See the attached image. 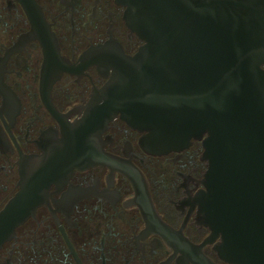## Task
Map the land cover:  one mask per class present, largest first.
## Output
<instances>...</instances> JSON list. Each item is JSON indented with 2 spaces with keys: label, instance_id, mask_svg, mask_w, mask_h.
I'll return each mask as SVG.
<instances>
[{
  "label": "flooded vegetation",
  "instance_id": "flooded-vegetation-1",
  "mask_svg": "<svg viewBox=\"0 0 264 264\" xmlns=\"http://www.w3.org/2000/svg\"><path fill=\"white\" fill-rule=\"evenodd\" d=\"M125 16L0 0V264H235L204 223L201 139L150 152L102 96L142 43Z\"/></svg>",
  "mask_w": 264,
  "mask_h": 264
},
{
  "label": "water",
  "instance_id": "water-1",
  "mask_svg": "<svg viewBox=\"0 0 264 264\" xmlns=\"http://www.w3.org/2000/svg\"><path fill=\"white\" fill-rule=\"evenodd\" d=\"M142 43L103 97L165 152L201 139L204 223L235 264L264 256V0H119Z\"/></svg>",
  "mask_w": 264,
  "mask_h": 264
}]
</instances>
